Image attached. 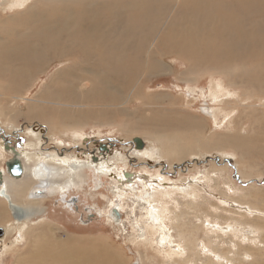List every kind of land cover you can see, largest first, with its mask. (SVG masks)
Returning a JSON list of instances; mask_svg holds the SVG:
<instances>
[{
	"label": "bare ground",
	"instance_id": "bare-ground-1",
	"mask_svg": "<svg viewBox=\"0 0 264 264\" xmlns=\"http://www.w3.org/2000/svg\"><path fill=\"white\" fill-rule=\"evenodd\" d=\"M126 5L130 7L129 9L133 14L138 15V19L127 18L128 20H123L124 22L118 19L115 20L120 14L121 6L119 2L114 1L109 3L101 0H0V9L2 11L8 9L14 16L21 13L29 16L30 20L27 23L28 33L40 37H34L39 41V44H36V51L25 50L24 58L26 59V64L18 70L2 68L1 65H4V63L9 66L18 60H13L14 58L8 52L6 53L8 54L7 56L0 53V72L6 73L8 71L14 81H23L24 83V81L30 80L31 72L37 69L40 62L45 65L48 60H60L59 62L63 66L59 64L64 69L62 68L63 70L58 71L52 79L54 92L50 95L46 94L43 99L47 98L45 102L52 103L51 105L49 103L45 104L51 106V108H46L49 113H53V107L60 108L59 114L62 115L58 119L63 124L71 125H76L81 119L88 120L91 118L90 110L83 108L71 109V106H80L82 103L85 106H94L99 105V101H102L104 102L103 104L112 107L114 104H110L111 102L119 103L122 100L129 102L131 97L126 93L128 92L126 89L129 87V83H134L135 78L138 77L136 86L141 85L142 87V80L146 75L155 71H174L175 67L172 66L171 68L170 60L175 59L183 60L188 64V67L185 68L186 71L182 74L187 80H191L192 77L197 75L200 71L201 63H206V69L212 71V73L227 68L230 71L228 75L232 84H238L240 87L251 86L252 88L254 86L255 88L253 87V89L258 86L257 89L259 90L264 87V80L262 79L264 76V0H133V2L127 0ZM124 6L122 5V9H124ZM126 9L128 11V7ZM108 11L112 13V16L107 15ZM123 15L121 16L123 17ZM129 15L131 16L132 14ZM129 15L127 16L129 17ZM113 18L114 22L109 25L110 19L112 21ZM76 60L83 61L75 64ZM111 64L119 69L116 77L109 70L107 72H110V74L105 72L108 68L114 69ZM89 65L91 67H87ZM89 74L95 75L98 80L100 79V82L95 83V78H89ZM64 78L69 79L64 80ZM130 78L134 81H130ZM255 78L258 79L253 83L252 81ZM194 80H196V76ZM209 88L210 97L214 93L213 100L218 105L202 107L201 110L204 115L218 121L219 116L224 113V109L228 106L232 107L231 112H238L239 109L233 105L237 101H241L243 105L239 106V108H244L245 112L249 110L250 113L247 114L246 118L250 121L254 118L255 112L251 110L254 105H250V103H253L255 98L254 95L252 96L253 91L249 90L250 88L245 90L244 94L248 96L243 98L242 94L239 92L232 93L214 77ZM131 89H134V91ZM131 89L132 96H139L140 89L136 87L137 92H135V86L134 88L131 86ZM99 92L101 95L98 94ZM0 95L2 96L1 91ZM51 95L52 97H50ZM226 98H233V102L228 101L229 103H226L224 100ZM140 99L143 101L144 107L157 106L159 105L158 102L164 101L163 98L160 101H156V97L153 95H146ZM245 99L252 100L251 102H246L244 101ZM260 100L263 102L264 98L257 101ZM3 111H5V108H2L0 104L1 118L6 115ZM227 117L229 116L226 114L223 119ZM261 120L262 122L264 121V115L260 116L258 121L254 119L252 122L261 123ZM176 122H179V120ZM151 123L155 130L166 132V129L161 130V128L166 126L167 120L164 124L160 117H155ZM225 123L226 119L223 123L221 121V124L215 128L222 129ZM185 124L195 129L200 125L199 121L190 118L186 119ZM169 126L171 129L173 128L172 125ZM77 130L72 132V137L78 141L83 137V133L76 132ZM164 135L162 134L163 137ZM169 139L172 141L169 151L171 156L175 154L179 156L182 147L175 145L174 142L177 141L173 142V137ZM234 140L241 142L239 147L245 148V145L250 144V141L239 140V138ZM234 140L232 145L238 149ZM157 141L159 142V139ZM6 145L7 143L4 141L0 144V160L6 158L5 153L7 150V152H11L9 160L14 157L19 158L23 164L24 171L21 179H13L6 175L4 177V186L1 189L4 190L13 205L24 210L26 216L27 214L33 215V211L36 210L37 205L40 203V199H29V194L33 192L32 190L38 179L48 175L51 178L49 194L51 196H56L59 193L64 194L70 191L72 187H75V179H80L79 172L84 166L93 170L96 175L105 174L116 179L113 187L115 201L109 200L110 208L114 206L118 211L123 210V200L126 197L129 198V193L131 195L135 194V197L143 202V210L147 211L145 222H148L150 226L147 230L138 227V231H140L138 238L144 240L145 236H149V241H152V243L156 242L157 246L159 245L162 248L168 246V250L165 251L168 262L164 264H197L198 262L196 261L201 259L206 264H230L236 260L230 258L231 254L234 256L241 255L242 259H240L239 264H244L245 261L254 262L255 255L261 252L262 247L259 244L261 243V238H264V211L254 206L256 205L254 203H250L252 204L250 206L248 205L251 207L250 209H254L250 210L251 212L248 211V214L253 216V211L257 210L256 212L262 214V217L257 215L258 217L253 220L249 218V220L244 215L245 213L239 214L242 219L253 223L250 227L233 224V222L230 224L226 223L228 225L224 226L225 224H219L217 221L206 220V217V221H202L201 230L206 233L208 243H202L198 240L195 233L187 229L185 224L182 225L181 228L183 229L180 230V234L176 237L171 233L173 228L178 227L176 223L178 215L167 208L169 202L165 203L162 198H169L170 201L174 202L175 199L172 200V196L180 192L183 194V198L188 200L186 206L191 204L198 205L197 198L203 187L202 185L204 182L210 183L211 176L200 174L186 180L185 185L178 186L177 184L178 187H176L175 184H172L169 186L166 183L167 180L162 177L151 178L150 175L141 173H129L127 175L125 172L117 173L116 171L118 170H115V167L106 159L92 156L93 159L90 154L89 156L85 154V151H83L84 160L78 158L79 156L61 154V151L57 148L49 153L46 158L35 152L40 146L42 147V144H31L28 146L33 147L32 151L27 148L25 141L17 148L6 149ZM145 149L142 155L145 154L149 158L155 156L152 148L146 147ZM161 152L164 153L163 151ZM184 157L182 156L180 159ZM31 161H33L32 165ZM210 174H214V172H210ZM137 179L139 181L138 184L141 183L144 187V192L138 191V187L135 184ZM231 190L234 191L235 189ZM251 197L256 200L259 199L258 196L253 194ZM0 202L7 207L8 212V217L5 216V221L1 218V216H4L0 214V219L4 221V225L0 226L5 229L7 237L13 235V232L14 234L19 233V239L23 241L25 232L23 230L20 231L19 228L26 223V216L21 221L15 220L12 217L8 200L1 192ZM175 207H177V204H175ZM242 207L244 208V206ZM110 208L108 209L109 218L113 221ZM245 210H248V208H245ZM172 214L175 216H172ZM145 219L143 218V220ZM47 221L49 220L47 219ZM116 223L120 225L122 219ZM145 224L147 225V223ZM50 231L53 233V230ZM224 236L231 238L229 239L230 241H227L229 242L227 248L220 247L221 243L225 244L226 242L223 241ZM14 238L13 240H15ZM44 238L41 242L43 245L40 244L38 247L40 241L35 244V247L39 248H37V254H35L36 252L34 253L36 258L34 256L31 257V259L35 258V264H37V261H41L38 264H100V254L97 251L82 249L81 247L75 248L77 247H74L75 242L73 244L67 239L64 242H59L51 240L52 238L50 239L49 237L46 238L44 236ZM214 239H218V242L213 243ZM13 240L11 244L6 243L4 240L0 246L5 245V250H7V245H11L8 248L12 250L18 239L16 241ZM245 242H248L249 246L243 247L242 244ZM262 249H264V245ZM12 251H15V248ZM160 252H164V250ZM202 254L206 255L205 259L202 258ZM189 255L194 257V260L191 257L189 259ZM179 258L182 261H179ZM22 261L19 260L17 264H22ZM107 261L109 262L110 260Z\"/></svg>",
	"mask_w": 264,
	"mask_h": 264
},
{
	"label": "rangeland",
	"instance_id": "rangeland-1",
	"mask_svg": "<svg viewBox=\"0 0 264 264\" xmlns=\"http://www.w3.org/2000/svg\"><path fill=\"white\" fill-rule=\"evenodd\" d=\"M101 1H107L109 3L113 1L119 2L121 6L120 14L124 15L122 17L119 14L115 20L138 19V15L133 14L129 9L130 7L126 5L127 0ZM128 1L133 2V0ZM122 5H125L124 9H122ZM126 7H128V11H126ZM129 14L132 15L130 16ZM107 15L112 16V13L108 11ZM127 15H129V17ZM113 16L115 17V15ZM29 20L30 17L25 13L14 16L8 9L5 11L0 9V53L7 56L8 54L6 53L8 52L10 56L14 58L13 60H18L13 65L9 66L7 63H4V65H1L2 68L6 70H18L26 64V59L24 58L25 50L27 49L30 52L37 50L36 44H39V41L34 37H40L28 33L27 23ZM113 22L114 18L112 21L110 19L109 25ZM78 54L81 55L80 52H78ZM79 55L78 57H80ZM57 61L48 60L45 65L43 62H40L37 69L31 72L30 80L24 81V83L23 81H14V78L11 77L8 71H6V73L3 71L0 72V91L2 92V96L0 95V104L2 108H5L3 112L6 114V117L4 115L3 118L0 117V131L2 129L6 132L5 134L2 133V135H4L3 137L5 139L12 140L13 146L25 141L27 148L32 151L33 147L31 148L28 146L31 144H42V147L40 146L34 151L46 158L49 153L55 150L54 147L61 152L62 150L66 151V149L70 150V154L73 149H75L76 152H74V155L79 154L78 158L85 159L84 153L81 154V152L83 151V146L86 147V145H88L90 150L85 151V154L88 156L93 152L97 155L100 154V157L106 159V161L115 167V170H118L116 171L117 173L127 171L132 174H148L151 178L158 176L160 178H165L169 186L172 184H175L176 187L185 185L186 180L192 179L200 174L211 176L210 183L204 182L203 184L201 181L203 187L197 198L198 205L191 204L190 206H186L188 200L184 199L183 194L180 192L177 193L178 195L175 194L172 196V200L175 199L174 202L170 201L169 198H162L165 203L169 202L167 208L173 210L174 213L178 215L176 223L179 228H173L171 231L175 237L180 234V230L183 229L181 227L185 224L186 228L193 231L198 240L204 243L207 242L208 239L206 233H204L201 228L202 221L205 220L206 217V220L217 221L219 224H225L224 226L233 222V224L236 223L241 226L245 225L250 227L253 223L242 219L239 214L245 213L244 215H246L248 219L252 218L251 220L262 215L259 214V212L257 213L256 209L255 212L253 211V216L248 214V211L254 210L249 207L253 203L256 204L254 206L264 211V121L262 122L261 120V123L252 122L254 119L258 121L260 116L262 117L264 115V101H257L258 99L264 98V87L262 90H259L257 86L256 90L253 89L254 86L251 88V86L240 87L238 84H232L230 83L228 75L230 71H228L227 68L212 73V71L206 69V63H201L200 71L195 75L196 80H194L195 76L192 77L191 80H187L182 74L186 71L185 68L188 67V64L183 60L175 59L170 60L172 64L171 68L172 66L175 67L173 69L174 71H155L145 77L142 76L144 77L142 80V87L141 85L136 86L138 77L135 78L136 80L134 83H129V87L126 89V91L128 90L126 93L131 97L129 102L126 100L119 102L121 104L111 102L110 104H114L112 107L103 104L104 102L102 101H99V105L94 106H85L83 103L80 104V106H71V109L83 108L85 110H90L91 118L88 120L81 119L76 125L63 124L58 119V117L62 115L59 114L61 109L53 107V113H49L46 108H51V106L45 104L49 103L51 105L52 103L45 102L47 98H45V100L43 99L46 94L50 95L54 92L52 79L58 71L64 69L62 67L63 65L59 62L60 60ZM79 61L83 60H76L75 64H78L77 62ZM59 63L62 66H60ZM112 66L114 69L108 68L106 71L104 69V71L106 74H110V72H107L109 70L111 74L116 77L119 69L115 68V65ZM213 66H215V64H213ZM87 67L91 66L89 65ZM88 77L95 78V83L100 82V79L98 80L95 75L89 74ZM213 77L216 78L218 82L224 84L232 93L239 92L242 94L243 98L248 96L244 94L246 92L245 90L250 88L249 90L253 91L252 96L254 95L255 99L250 105H254L251 110H254L253 112H255V114L251 121L246 118L247 114H250L249 110L245 112L244 108H239V106L243 105L241 101H237L233 105L239 109L238 112H231L232 107L228 106L224 109V113L219 116L218 121L204 115L201 110L202 107L206 105H218L217 103L215 104L213 100L215 94H211L210 97L209 86L211 85ZM67 79L69 78H64V80ZM256 79L258 78L253 79L252 82L254 83ZM262 79L264 80V76ZM130 81L133 82L134 80L130 78ZM131 86H133V88L135 86V92H137L136 87L140 89V93H138L139 96H132V91H134V89H131ZM98 94L101 95L100 92ZM146 95L155 96L156 101H160L162 98L164 101L158 102L159 105L157 106L152 105L151 107H144L143 101H141L140 98ZM50 97H52V95ZM232 99L233 98H226L224 100L226 103H229L228 101L231 102ZM251 100L252 99H245L244 101L251 102ZM226 114L229 117L223 119V116ZM155 117H160V120L163 121L164 124L166 120L168 121L166 126H162L161 128V130L166 129L165 133L159 132L153 128L154 126L151 122ZM189 118L199 121L200 125L197 129L190 128L185 124L186 119ZM225 119V127L223 126L222 129L215 128L221 124V121L223 123ZM178 120L179 122H176ZM169 125H172L173 128L171 129ZM75 130H77L76 132L83 133V137L78 141L72 137V132ZM162 134L166 135L163 137ZM6 135H13L16 136V138L19 136V139L17 138L16 140L12 137L9 139V136L6 137ZM170 137H173V142L177 141L174 142L176 146L182 147L179 156L177 154L171 156L169 152L170 143L172 142L169 139ZM4 138L0 141V144H2ZM135 138L142 139L143 145L140 148L133 147L132 142H134ZM235 138H239V140L242 139L243 141H250V144L245 145L246 150L243 147H239L241 142L234 140ZM158 139L159 142L157 141ZM92 140L99 141L100 145L101 143L106 144L110 152H105V155L101 154L99 150L100 146H98L99 143L92 145ZM233 140L238 149L233 147ZM89 141H91V143ZM77 147H79V151ZM146 147L152 148V152L155 154L153 158H149L145 156V154L142 155ZM136 151L138 152L136 153ZM6 153V158L0 160V168H3L2 164L6 159H10V152L6 150ZM182 156L185 157L180 159ZM30 163L32 165L33 161ZM83 168L85 167L83 166ZM82 170L83 171L79 173L80 179H76L75 181L76 185L74 189L65 194L66 199H70L71 197L78 198V209L74 208V210H67L65 208V202L61 200L60 195L49 198L44 205L42 201H40L36 210L33 211V215L27 214L26 223L23 227L21 226V228H19L20 231L23 230V232H25L23 241L19 239V233L14 234L13 232V235H9V237L6 236L5 242L8 244H11L14 237L15 240L13 241L17 239L18 241L12 249L14 250L15 248V251L9 250L8 247L11 245H7V250H5V245L0 246V264H17L19 260H23L22 264H35L34 259L36 257L34 253L39 249L38 247L40 244L43 245L41 242L44 236L59 242H64L65 239H67L73 244L75 242L74 247L77 246L75 248L81 247L82 249L86 248L87 250L91 249V251H97L100 254V264H104L105 262V264H132L135 260H138L140 264H164L168 262L165 255L168 246H165L166 248H162L159 245L157 246L156 242L152 243V241H149V236H145L144 240L138 238V234L140 233L138 227L147 230L150 226L148 222H145L147 211L143 210V202L138 200L135 194L131 195L129 193V198L126 197L125 200H123V210H119V212H122L124 215H122L121 218L122 223L120 225H118V223L116 225L109 223L113 222L109 218L108 209L110 208L109 200L115 201V191L113 187L116 183V179H114L113 176L105 174L96 175L90 172L91 170L89 169ZM210 172H214V174H210ZM138 182L137 179L135 184L138 187V191L144 192V187L141 183L138 184ZM231 189L235 190L233 191ZM242 194H244L243 197ZM252 194L258 196L259 199H253L251 197ZM0 203V214L4 216H1V218L5 221V216L8 217L7 207L4 206L2 202ZM175 204H177V207H175ZM86 205L95 208L96 213L102 214L103 216L107 215V219L95 216L89 223L84 224L82 220L86 221L87 215L84 213L83 207ZM242 206H244V208ZM236 207L243 209H238ZM245 208H248V210H245ZM36 211L37 214L34 215ZM172 216L175 215L172 214ZM141 217L142 219H140ZM186 217H188V220ZM143 218L145 220H143ZM47 219L49 221H47ZM4 221L0 219V225H4ZM145 223H147V225ZM50 230H53V233H51L52 231ZM223 238V241L226 242L225 244L221 243L220 247L227 248L229 244L227 241H230L229 239L231 238L228 236L227 238L226 236ZM39 241L40 243L37 249L35 244H38ZM213 241V243H216L218 239H214ZM213 245L215 246V244ZM242 245L243 247L249 246L248 242ZM259 245L263 248V237ZM262 248L261 252L255 255L254 262L249 263L245 261L244 264H264V249ZM163 250L164 252H160ZM35 254H37V252ZM33 256L35 258L31 259ZM190 257L189 255V259ZM202 258L205 259L206 255L202 254ZM230 258L236 259L234 263L230 264H239L240 259H242L241 255L234 256L233 254L230 255ZM191 259L194 260V257H191ZM107 260L110 261L108 262ZM179 261H182V259L179 258ZM196 262H198L197 264H206L202 259ZM38 263H41V261H37V264Z\"/></svg>",
	"mask_w": 264,
	"mask_h": 264
},
{
	"label": "flooded vegetation",
	"instance_id": "flooded-vegetation-1",
	"mask_svg": "<svg viewBox=\"0 0 264 264\" xmlns=\"http://www.w3.org/2000/svg\"><path fill=\"white\" fill-rule=\"evenodd\" d=\"M2 133H6L4 130H2L1 129V131H0V141L4 138L3 136L4 135H2ZM7 136H9V139H11V137L13 138V139H17L16 138V136H13V135H6V137ZM19 139V138H18ZM10 141V142H9ZM4 142L5 143H7V145L5 146V148L6 149H9V148H11V147H14V148H17V146L19 147L20 145H21V143H23V142H21L20 144L19 143H17L16 144V146H13L12 145V140H7V139H5L4 138ZM90 143H91V141H89ZM88 142V143H89ZM11 143V144H10ZM99 143V141H95V140H92V145H94V144H98ZM115 145V144H114ZM132 145H133V147L135 146V147H138V148H140L139 147V145H137L135 142H132ZM98 146H100L99 147V150L101 151L100 153L101 154H103V155H105V152H110L109 151V147H107V145L106 144H104V143H101V145H100V143H99V145ZM86 147H87V149H86ZM86 147L85 146H83V151H88V150H90V148H89V146L88 145H86ZM78 148L79 147H77V150H78ZM54 149H56V147H54ZM136 149V148H135ZM79 151V150H78ZM83 151L81 152V154H83ZM74 152H76V150L75 149H73V151L71 152L72 154H70V150H67L66 149V151H63L62 150V152H60L61 154L63 153V154H66V155H68V156H75V157H78L79 156V154H77V155H74ZM10 154H11V152H10ZM46 156V155H45ZM48 156V155H47ZM91 157L93 156V157H97V158H99L100 156L99 155H97L95 152H93V153H91V155H90ZM92 157V158H93ZM14 159V158H13ZM13 159L12 160H9V158L8 159H6L5 161H4V163L2 164L3 165V168H0V172H2L3 173V178H0V181L1 182H5L4 180V177L7 175V176H10V178H13V179H15L14 177H13V175L11 174V170L9 171V168H8V164H10V163H12L13 162ZM94 159V158H93ZM96 159V158H95ZM82 160H84V159H82ZM2 169V170H1ZM83 169H89V170H91L90 168H83ZM83 170H81L79 173H81ZM90 172H92V173H94L93 172V170H91ZM126 173V175L127 174H129L130 172H125ZM132 174V173H131ZM93 177H94V175H93ZM41 179H43V180H41ZM50 181H51V178H49L48 177V175H46L44 178H40V179H38L37 180V183H36V185L34 186V188H33V192H31L30 194H29V199H40V201H42V204L44 205V203H46V201H48V199L49 198H53V197H56V196H58V195H60L61 196V200H63V202H65V208L68 210H74V208H76V209H78V202H79V200H78V198L77 197H71L70 199H66L65 198V194L67 193V192H65L64 194H62V193H59V194H57L56 196H51L49 193L50 192H48V190H49V187H50ZM75 181H76V179H75ZM100 183V182H99ZM49 184V185H48ZM102 185V184H101ZM1 187V186H0ZM74 189V187H72V189L70 190V191H68V192H71L72 190ZM0 190H1V188H0ZM38 192H40V194L38 195V198H33V195L34 194H38ZM49 194V195H48ZM45 195V196H44ZM111 217H113V222H109V223H113V224H117L116 222H117V220H115V216L113 215V210L114 209H116L114 206H112L111 208ZM83 210H84V213L87 215V220L85 221V220H82V222L84 223V224H86V223H89L95 216H97L98 218H106L107 219V216H103L102 214H99V213H96V209L95 208H93L92 206H90V205H86V206H84L83 207ZM117 211H118V209H116ZM26 212V211H25ZM119 212V211H118ZM37 214V211L35 212V214L34 215H36ZM119 214H120V216H121V218H122V215H123V213L122 212H119ZM25 216H26V213H25ZM124 216V215H123ZM27 217V216H26ZM26 217H25V221H26ZM121 218H120V220H121Z\"/></svg>",
	"mask_w": 264,
	"mask_h": 264
},
{
	"label": "water",
	"instance_id": "water-1",
	"mask_svg": "<svg viewBox=\"0 0 264 264\" xmlns=\"http://www.w3.org/2000/svg\"><path fill=\"white\" fill-rule=\"evenodd\" d=\"M134 142L137 145H139V147H141L143 144V141L141 138H135ZM8 168H9V171L11 170V174L13 175V177L15 179H21L23 177V171H24L23 170V164L19 158L14 157L13 162L8 164ZM0 178H3L2 172H0ZM0 186L1 187L4 186V182L0 181ZM0 192L8 200L9 208L11 209V212H12V217L18 221L23 220L25 217L24 210L21 207L13 205L11 203L10 198L5 194L4 190L1 189ZM39 194H40V192H38V194L37 193L34 194L33 198H38ZM113 215L115 216V220H117V222L120 221L121 216L116 209L113 210ZM6 235H7V233H6L5 229L0 226V245L3 244L4 240L6 239ZM132 264H140V262L138 260H135L132 262Z\"/></svg>",
	"mask_w": 264,
	"mask_h": 264
}]
</instances>
